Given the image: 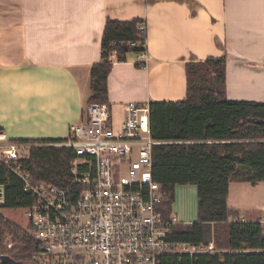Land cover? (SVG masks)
<instances>
[{
    "label": "crops",
    "instance_id": "obj_1",
    "mask_svg": "<svg viewBox=\"0 0 264 264\" xmlns=\"http://www.w3.org/2000/svg\"><path fill=\"white\" fill-rule=\"evenodd\" d=\"M107 18L146 28V67L129 54L107 77L115 124L128 102L183 99L185 64L208 58L224 62L226 99L264 101V0H0V130L9 139L68 137L84 116Z\"/></svg>",
    "mask_w": 264,
    "mask_h": 264
},
{
    "label": "trees",
    "instance_id": "obj_2",
    "mask_svg": "<svg viewBox=\"0 0 264 264\" xmlns=\"http://www.w3.org/2000/svg\"><path fill=\"white\" fill-rule=\"evenodd\" d=\"M130 42L138 43L130 45ZM141 50L146 51L143 20L107 18L100 59L90 68L91 94L86 104L108 103L106 81L114 62L127 61L129 54ZM185 72L183 99L148 103L152 137L165 142L153 146L152 177L164 190L160 208L165 218L172 214L175 187L186 184L196 187L197 220L176 223L172 229L174 240L192 243L212 240L215 246L229 252L181 259L175 256L167 259V264H264V253L245 251L264 249L263 225L258 220H239L238 209L228 203L230 181L264 182V101L226 99L221 59L188 62ZM14 141L30 144L28 156L21 163L33 184L69 183V162L74 154L66 147L50 145L65 139ZM0 185L4 193L0 208H26L33 201L31 194L23 190V182L3 165H0ZM0 226L22 233L17 258L33 261L31 235L1 212ZM0 253L12 258L1 246Z\"/></svg>",
    "mask_w": 264,
    "mask_h": 264
},
{
    "label": "built area",
    "instance_id": "obj_3",
    "mask_svg": "<svg viewBox=\"0 0 264 264\" xmlns=\"http://www.w3.org/2000/svg\"><path fill=\"white\" fill-rule=\"evenodd\" d=\"M134 55L136 63L146 67V51ZM161 143L165 142L151 134L148 103H126L117 124L107 103H87L83 118L70 125L65 141L50 143L74 154L69 183L33 184L21 163L30 144L11 140L0 130V165L10 169L33 197L24 208L34 241L33 261L167 264L175 256L229 252L218 249L212 240L192 243L172 238L178 220L173 214L164 217L160 208L164 190L151 172L153 146ZM3 201L0 185V205ZM260 209L264 214V205ZM258 221L264 227V215ZM245 251L264 253V249Z\"/></svg>",
    "mask_w": 264,
    "mask_h": 264
},
{
    "label": "rangeland",
    "instance_id": "obj_4",
    "mask_svg": "<svg viewBox=\"0 0 264 264\" xmlns=\"http://www.w3.org/2000/svg\"><path fill=\"white\" fill-rule=\"evenodd\" d=\"M22 153L27 157L28 149H25ZM191 187L193 188L194 186L186 184L177 185L175 187V200L172 205L171 213L177 218L178 222L182 224L197 220V198L196 195L191 194V196L188 192ZM228 203L230 207L238 209V218L241 221H249L255 219V217H257V219L262 218L264 214L260 207L264 205V182L251 183L246 181H230ZM0 212L11 223L19 226L22 231L31 235L28 230L24 208H0ZM232 220L233 218H229V221ZM0 231V246L4 248L5 253H15L16 257H18L19 252L17 248L21 246L20 239L22 233L17 232L15 229H12V227L5 226H0ZM212 235L213 232H211V236Z\"/></svg>",
    "mask_w": 264,
    "mask_h": 264
},
{
    "label": "flooded vegetation",
    "instance_id": "obj_5",
    "mask_svg": "<svg viewBox=\"0 0 264 264\" xmlns=\"http://www.w3.org/2000/svg\"><path fill=\"white\" fill-rule=\"evenodd\" d=\"M1 255H5V254H1L0 253V256ZM6 256H8V255H6ZM9 257V256H8ZM11 260H12V262L14 263V264H36L34 261H28V262H25V261H23V260H20V259H18L17 257H16V254L15 253H12V258L11 257H9ZM12 263V264H13ZM0 264H8V263H6V262H4L3 260H2V258L0 257Z\"/></svg>",
    "mask_w": 264,
    "mask_h": 264
},
{
    "label": "water",
    "instance_id": "obj_6",
    "mask_svg": "<svg viewBox=\"0 0 264 264\" xmlns=\"http://www.w3.org/2000/svg\"><path fill=\"white\" fill-rule=\"evenodd\" d=\"M0 257L2 258V260H3L4 262H6V263H8V264H12V263H13L12 260H11L8 256H6V255H1ZM13 264H14V263H13Z\"/></svg>",
    "mask_w": 264,
    "mask_h": 264
}]
</instances>
